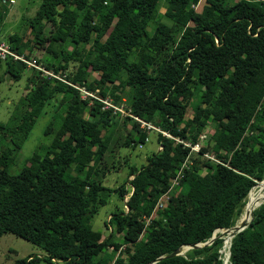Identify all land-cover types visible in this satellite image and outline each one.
Wrapping results in <instances>:
<instances>
[{
  "label": "trees",
  "instance_id": "16d2710c",
  "mask_svg": "<svg viewBox=\"0 0 264 264\" xmlns=\"http://www.w3.org/2000/svg\"><path fill=\"white\" fill-rule=\"evenodd\" d=\"M197 1L38 0L26 18L28 35L7 33L15 53L37 64L34 49L47 51L59 58L44 66L53 73L61 69L56 77L45 76L21 59L3 60L13 79L30 69L24 109L8 134L21 144L52 96L60 94L59 102L67 104L42 152L33 151L17 171L8 170L10 146L0 150V235L13 233L42 251L10 264H37L39 258L147 264L235 223L261 181L249 189L264 178V0H203L199 11L192 7ZM160 6L166 18L147 29ZM67 41L76 54L70 55ZM70 61L75 67L67 70ZM81 86L94 96L82 97ZM125 93L123 120L138 132L127 131L120 146L145 142L148 130L140 120L169 136L153 131L160 148L138 166L128 164L124 179L109 186L96 176L97 160L114 123L111 105ZM107 94L111 105L103 107ZM207 125L212 131L206 142L191 148ZM3 128L0 121L4 136ZM121 163L111 161L105 171ZM112 192L120 200L125 196L127 209H110L102 234L91 220ZM163 193L166 211L145 224L144 214ZM218 234L151 264H223ZM228 263L264 264V199L229 238Z\"/></svg>",
  "mask_w": 264,
  "mask_h": 264
},
{
  "label": "rangeland",
  "instance_id": "374dc122",
  "mask_svg": "<svg viewBox=\"0 0 264 264\" xmlns=\"http://www.w3.org/2000/svg\"><path fill=\"white\" fill-rule=\"evenodd\" d=\"M37 3L38 0H15V2L12 4H5L4 2L0 1V5L2 7V14L0 17V39L6 40L5 37L10 31H17L19 33H23L22 31L25 30L24 26L26 25V18L34 12ZM202 4L203 0H198L196 3L192 4V7L195 10L199 11L202 9ZM164 17L165 16H163V6H160L156 10L153 17L148 21V23H146V28L149 29L158 20L164 19ZM143 21V18H139V22ZM25 31L26 36L28 35V28ZM178 31L179 29L175 27L173 31L175 36H177ZM65 47L70 51L71 56L76 54V48L73 42L67 41L65 43ZM34 50V56L37 58V60H39L38 63L36 65H26L36 66V68L40 70V74H44L45 76L49 75L56 77L55 74L61 72V69H57V71L53 73L52 68L45 67L44 64H48L50 63V61L58 60L59 57H52L51 54L47 51L36 49ZM3 66V60L0 59V121L4 122V128L2 132L7 133H4V136L2 135V133L0 134V150L6 145L10 146L8 159L10 161L12 160V164L9 165L8 170L10 172H15L21 167L24 162H26L25 159L33 151L38 153L42 152V147L49 142L50 138L53 135V132L59 126L60 121L62 119L61 117L64 114L67 104L65 100V102H59L61 97L60 94L56 95L55 98H53L52 96L48 103L45 105V110L36 116L35 121L33 122L28 132L27 137L20 144V142H17L12 136H10V133L8 134V131L18 122V119L24 109V104L22 103V96L27 91V88H25L24 83L25 77L28 75L30 69L26 68L18 79H13L11 75L3 71ZM74 67L75 63L73 61H70L68 63L67 70H72ZM91 76L97 77V73L94 70H90V77ZM80 95L83 96L84 93L81 92ZM111 97L112 96L110 94H107V96L103 98L102 101L103 103L105 102L103 107L109 105V103L111 102ZM126 97V93L122 94L121 99L116 100L112 104L116 106L115 108L113 107L112 110V114L115 117L114 123L108 129H106L108 138L107 146L104 152L102 153L101 157L97 160L96 176L99 177L102 182L109 186H116L124 179V177L126 176L128 164L133 163L138 166L140 163L145 161L147 155H149L153 150L159 148V145H157V142L155 140V134L153 133V131H156L158 129L154 127L147 129V140H145V142L142 143L141 146L137 144L134 148H129L119 145L120 141L123 139L127 131H130L131 134H134V136H136L138 132L137 130L131 127L130 121L124 122L123 120L124 115L127 113V111L125 110L127 100ZM90 102L91 101L89 100L88 104ZM46 124L51 126V131H49L48 133L44 132V126ZM211 131L212 129L209 125L204 127V131H202L199 137V145L201 143L206 142V136ZM123 157L126 158V162L122 161ZM117 160H119V162H122L118 167L110 168L109 171H105L106 166H109L111 161H113V163L117 165ZM212 160L213 158H210L209 162H213ZM102 170L104 171L103 173ZM127 178H130V176H128ZM260 181L261 180L256 181L255 184H253L249 190L255 188ZM174 182L176 183V181ZM261 182L259 183V186ZM179 188L182 191L185 190L183 186H180ZM255 190L256 189H254L252 192H254ZM165 198L166 193H163L158 202L149 209L148 213L144 214L145 224H148L150 220L149 218L151 216L157 215L159 214V212L163 213L164 211H166V204L164 203ZM124 200L125 196L122 198V200H120L117 197L116 193L112 192L108 197V201L104 205H102L99 208L98 212L93 216L91 220L92 227L95 229H100L102 231V234H104V231L102 230L103 219H107L109 210L114 207L120 206L124 210H126V205L122 203ZM247 204L248 203H246L242 208V212L244 213H246L244 207ZM238 220L239 216L237 217L235 223H237ZM174 226H176V224H174ZM221 230H223V228L217 229L215 232H218L220 235H222L223 242L225 243L226 233L223 232L221 234ZM141 234L142 236H147L148 233L144 229ZM227 237L228 239L226 243H228V240L230 238L228 235ZM114 238L119 240L118 236H114ZM189 247V245H181L177 248V250L179 253H184ZM220 250L222 251V256L224 259L223 246H221ZM27 254H35L40 256L42 254V251L35 244L13 233L3 232L0 235V264H10V262L14 258L26 256ZM37 264L64 263L60 260L48 261L43 258H39Z\"/></svg>",
  "mask_w": 264,
  "mask_h": 264
},
{
  "label": "built area",
  "instance_id": "2783aa9c",
  "mask_svg": "<svg viewBox=\"0 0 264 264\" xmlns=\"http://www.w3.org/2000/svg\"><path fill=\"white\" fill-rule=\"evenodd\" d=\"M2 2H7V3H14L15 2V0H1ZM8 57H11V58H13V59H21V60H23L27 65H29V64H31V65H36L35 64V61H34V59H30V60H28V59H25L24 57H23V55L22 54H17V53H15L12 49H10V47H9V44L6 42V40H4V39H0V59L1 60H4V59H7ZM79 89L81 90V92H83L84 93V95L83 96H85L86 94H90V95H93L92 94V92H89V91H86L85 89H84V87L83 86H81V87H79ZM82 96V97H83ZM94 96V95H93ZM101 100H103V99H101ZM105 103V102H104ZM109 103V102H108ZM109 105H111V103H109ZM112 107H116V106H114V105H111ZM136 118V117H135ZM140 122H141V126L142 127H145L146 129H149V128H151V127H154V128H156V129H158V130H160L158 127H155V126H152L149 122H147V121H144V120H140ZM164 135H167V136H169V133L167 132V131H165V130H160ZM144 140H147V136H145L144 137ZM180 141H182L184 144H186V145H188L189 143L187 142V141H183V140H180ZM138 145L139 146H141L142 144L141 143H138ZM198 143L197 142H195V143H193L190 147L191 148H194V149H197L198 148ZM159 148H160V145H159ZM225 263H226V261H225ZM229 264V263H228Z\"/></svg>",
  "mask_w": 264,
  "mask_h": 264
},
{
  "label": "water",
  "instance_id": "95a60500",
  "mask_svg": "<svg viewBox=\"0 0 264 264\" xmlns=\"http://www.w3.org/2000/svg\"><path fill=\"white\" fill-rule=\"evenodd\" d=\"M262 180H264V178L261 179V181H262ZM263 199H264V196H263V198H262L261 200H263ZM259 202H260V201H259ZM259 202H258V203H259ZM258 203H257V204H258ZM257 204H256V205H257ZM249 216H250V217H249L248 220H244V221L241 220V221H239V222H237V223H234V224L231 225L230 227L223 228V230H221L220 233L222 234L223 232H225L226 235H228L229 237H231L236 231H238L239 229H241L242 227H244V226L247 224V222H248V221L250 220V218H251V211H250V215H249ZM216 229H217V228H216ZM216 229L213 230V232H212V234L210 235V237H209L207 240L203 241L202 243L197 242V243H194V244H188V245H189V246H199V245H203V244H205V243H209V242H211V240H212V239L214 238V236H215V231H216ZM218 235H220V234H218ZM222 246H224V243L222 244ZM176 253H179L177 249H175V250L169 252L168 254L159 255V256H157L155 259H153V260H151L150 262H148L147 264H151L154 260L159 259V258H161V257L168 256V255H173V254H176ZM227 254H228V243H227ZM222 263H223V264L225 263V260H224V259H222Z\"/></svg>",
  "mask_w": 264,
  "mask_h": 264
},
{
  "label": "bare ground",
  "instance_id": "6f19581e",
  "mask_svg": "<svg viewBox=\"0 0 264 264\" xmlns=\"http://www.w3.org/2000/svg\"><path fill=\"white\" fill-rule=\"evenodd\" d=\"M264 196V180L261 182L260 186L258 189H256L253 193H252V196H251V199L250 201L248 202V204L244 207L245 210H246V213L240 212V215H239V221L241 220H247L249 215H250V211L251 209L263 198ZM227 235L225 237V241L227 242ZM224 243V246H223V252H224V259L225 261H227V243Z\"/></svg>",
  "mask_w": 264,
  "mask_h": 264
},
{
  "label": "crops",
  "instance_id": "0c3cea01",
  "mask_svg": "<svg viewBox=\"0 0 264 264\" xmlns=\"http://www.w3.org/2000/svg\"><path fill=\"white\" fill-rule=\"evenodd\" d=\"M2 2V1H1ZM5 4H9V3H7V2H4Z\"/></svg>",
  "mask_w": 264,
  "mask_h": 264
}]
</instances>
